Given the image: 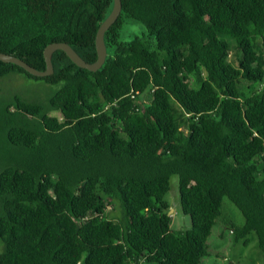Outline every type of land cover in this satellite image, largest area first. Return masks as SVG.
Wrapping results in <instances>:
<instances>
[{
    "label": "trees",
    "instance_id": "1",
    "mask_svg": "<svg viewBox=\"0 0 264 264\" xmlns=\"http://www.w3.org/2000/svg\"><path fill=\"white\" fill-rule=\"evenodd\" d=\"M113 4L0 0V51L44 69L67 41L93 62ZM122 4L97 70L63 49L44 76L0 60L38 84L0 89V264H201L225 198L264 252V0ZM126 17L147 34L121 40Z\"/></svg>",
    "mask_w": 264,
    "mask_h": 264
},
{
    "label": "rangeland",
    "instance_id": "2",
    "mask_svg": "<svg viewBox=\"0 0 264 264\" xmlns=\"http://www.w3.org/2000/svg\"><path fill=\"white\" fill-rule=\"evenodd\" d=\"M120 39L128 40L135 36H145L146 28L139 21L126 17L120 31ZM114 52V47L109 48V53ZM37 83L27 79L22 74H12L0 80V89H21L29 93V87L37 88ZM150 96L141 95L142 101H147ZM165 199L170 203L169 213L172 215L171 226L175 230L188 229L191 227V216L184 213L180 202L179 175L173 174L171 188L165 194ZM243 215L238 207L228 198L224 200L223 213L214 225L213 232L209 236L208 244L210 254L202 258L201 264H264V252L259 245L258 236L255 232L249 234L250 241L244 243V238L236 240V233L230 224H242Z\"/></svg>",
    "mask_w": 264,
    "mask_h": 264
},
{
    "label": "water",
    "instance_id": "3",
    "mask_svg": "<svg viewBox=\"0 0 264 264\" xmlns=\"http://www.w3.org/2000/svg\"><path fill=\"white\" fill-rule=\"evenodd\" d=\"M122 10H123L122 0H114L112 10L107 15V17L101 22L98 28L96 35V49H97L98 57L93 62L87 61L83 56H81V54L75 49V47L67 41H54L46 45L44 49L46 67L44 69L33 66L30 63H28L26 60H24L22 57L5 51H0V60L16 63L24 67L28 72L34 75L44 76V75L52 74L55 70L52 59L53 52L57 49H63L72 59V61H74L79 66L88 68L90 70H97L104 64V62L106 61L109 55V48L106 42V31L117 20Z\"/></svg>",
    "mask_w": 264,
    "mask_h": 264
}]
</instances>
